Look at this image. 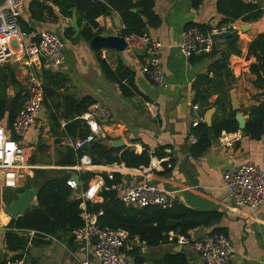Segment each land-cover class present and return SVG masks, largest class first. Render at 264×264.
Instances as JSON below:
<instances>
[{"label": "crops", "instance_id": "obj_1", "mask_svg": "<svg viewBox=\"0 0 264 264\" xmlns=\"http://www.w3.org/2000/svg\"><path fill=\"white\" fill-rule=\"evenodd\" d=\"M246 1H257L264 10V0ZM3 2L0 0V5ZM215 2L201 0L197 7H193L191 0H154L153 11L160 21L158 25L148 28L147 34L162 43L156 54L164 75V86L152 83L141 71L154 50L149 49L140 36H124L127 43L124 51L95 50L71 27L72 18L76 17L75 9H72L70 16L63 15L53 0H25L20 27L22 30L32 28L58 34L65 43L61 65L49 66L41 59L24 57L15 49L7 62L0 63V68L1 72H9L14 78V83L9 84V96L20 91L24 97L30 71H35L47 88L43 104L45 112L36 118L20 139L27 164L39 168L36 170H42L48 176L68 173L72 176V166L62 161L66 152L73 149V142L81 138V129L87 128L80 117L83 113L76 112L77 103L84 98L100 102L109 109L110 118L105 121L98 139L109 147L121 150H147L150 164L141 168H127L123 163L92 165L90 170L105 172L109 176L119 173L121 179L129 184L146 180L173 194L176 202L191 209L219 212L218 220L211 226L192 229L189 238H202L213 233L214 229H220L235 249L230 264H264V202L254 207L236 206L222 186L223 173L239 163L253 162L264 170V132L258 139L244 135L240 130L222 132L218 137L211 133L209 147L202 151L198 143L192 142L193 137L199 141V135L192 126L197 113L204 117L200 124L208 126L209 121L211 125L216 117L225 115L229 110L235 112V118L238 112L246 123L248 115L245 110L264 103V89L254 86L255 76L250 73V61L246 59L250 42L264 32V13L257 21L244 22L249 26H244V29L238 27L239 30L235 32L240 54H231L228 58V68L234 80L227 99L219 89L210 86V81L218 80L217 74L210 69L217 56L211 57L209 53L185 57L177 47L181 33L188 24H208L213 28L212 33L215 30L223 31L222 28L228 24L216 28L221 16L216 11ZM96 22L101 29L98 34L123 36V25L117 12L100 16ZM69 28L71 31H68ZM225 43V39H215V49H223ZM100 58L105 59L113 69L121 64L134 72L135 89L132 95H123L119 86L106 78ZM199 76L206 78L197 81ZM232 93L238 111L233 108ZM218 97L223 102V109L217 102ZM146 102L154 104V113L148 111ZM194 104L199 105L197 113L192 109ZM50 112L56 121L50 118ZM0 124L8 126L7 117ZM236 134L239 138L233 140ZM222 137L230 139L231 145H223ZM119 139L124 146H112L111 143ZM157 153L164 156L158 157ZM170 160L172 164L168 166L171 168L164 172L163 163ZM78 186L81 188L82 184ZM83 190L77 188L73 197L77 199ZM94 201H101V198L98 196ZM0 214V264H3L15 252L9 250L6 244L10 218L3 210H0ZM38 238H32L27 245V264H81L85 258L94 263L92 248L83 243L60 235L52 239ZM136 247L134 254H127L132 264L135 256L143 259L139 264H153V260L170 253L185 254L187 264H203L197 254L187 247L179 250L180 246L174 241L155 247L139 243Z\"/></svg>", "mask_w": 264, "mask_h": 264}, {"label": "trees", "instance_id": "obj_2", "mask_svg": "<svg viewBox=\"0 0 264 264\" xmlns=\"http://www.w3.org/2000/svg\"><path fill=\"white\" fill-rule=\"evenodd\" d=\"M63 15L70 16L72 9L76 11L77 25L80 28L79 36L89 41L94 35L100 33V28L96 19L100 16L115 11L119 14L123 28L122 35L141 36L147 34L148 28L159 24V18L153 11L154 0H53ZM201 0H191L193 7H197ZM215 8L221 19L216 26L227 25L234 21L253 22L257 21L264 13L261 4L257 1L246 0H216ZM132 9H135L133 11ZM33 17V13H32ZM197 27L201 32L212 31L208 24H188L186 27ZM32 28L23 29L30 31ZM68 31H71L69 28ZM238 35L236 33L225 38V47L215 49L211 57L217 58L210 65V69L217 74L218 80L210 81V86L219 89L222 96L227 99L228 92L234 80L233 74L228 68V58L231 54L239 55L237 48ZM246 59L250 61L249 71L255 76L254 86L258 89H264V32L259 33L249 44ZM101 69L108 80L116 83L123 95H132L134 93L133 76L134 72L123 65H118L113 69L105 59L100 58ZM206 78L199 76L197 81ZM14 83L13 75L9 72H1L0 68V123L7 117L8 122L16 116L23 99L20 91L8 95L9 84ZM44 101L48 93L45 83H43ZM217 102L223 109L221 98ZM229 102V101H228ZM92 102L88 99H81L76 106L77 114L83 113ZM248 115L245 123L244 132L251 138L258 139L264 132V103L251 106L245 110ZM50 118L56 121V117L50 112ZM78 123V121H75ZM74 123V124H75ZM68 127H71V125ZM88 128V127H87ZM82 128L79 137H85L89 129ZM199 135L197 139L200 151L205 150L210 144V134L215 137L222 132H236L239 130L238 122L235 118V112L229 110L225 115L216 117L211 125L199 123L194 127ZM82 154H87L93 165H108L113 163H123L127 168L147 167L150 164V154L147 150L134 152L129 149H117L109 147L102 143V139H96L84 147L74 150L69 149L62 163L73 166L77 163ZM158 157H163V153H157ZM172 164V160L163 163L164 172H167ZM81 188L85 189L88 181L99 175L104 180V186L98 196L101 201H86L82 205L79 198H74V190L67 184L71 173L62 176H48L42 170H36V176L44 177L40 184L35 203L22 215L11 218L6 232V244L9 250L17 252L27 244V237L19 235L17 232L33 230L51 236H67L74 239L71 235L73 229L83 225L81 213L83 209L99 213L97 222L101 227L111 229L125 230L130 237L136 236L140 243L149 247H155L159 244L170 242L169 234L171 232L180 233L189 237L192 229L198 227L211 226L219 219L220 214L216 211H200L191 209L181 203L175 202L171 207L145 206L134 208L124 205L117 196L113 186L119 182L122 175L114 173L111 177L105 172H96L93 170L76 171ZM80 186L78 189L81 190ZM22 191V190H20ZM2 196L6 203L12 196V191L4 189ZM1 215V214H0ZM17 231V232H16ZM222 230L214 229L213 233H221ZM38 239H42L41 236ZM34 237V238H35ZM131 254H134V251ZM130 254V252H129ZM134 264H139L142 258L135 256ZM153 264H187V259L183 253H170L159 259L153 260Z\"/></svg>", "mask_w": 264, "mask_h": 264}, {"label": "built area", "instance_id": "obj_3", "mask_svg": "<svg viewBox=\"0 0 264 264\" xmlns=\"http://www.w3.org/2000/svg\"><path fill=\"white\" fill-rule=\"evenodd\" d=\"M24 2L25 0H4L0 5V63L7 62L17 49L24 57L41 59L52 67L61 65L65 43L58 34L47 30L23 31L21 29L20 17ZM222 29L234 32L239 30L236 21ZM218 31L215 30L213 33ZM140 38L149 49L154 50L149 61L142 66L141 71L152 83L164 86L160 59L156 54L162 43L153 40L148 34H143ZM214 43L212 32L203 33L197 27L190 26L183 29L177 47L185 57H191L211 53ZM25 90L21 106L14 119L6 127L0 124V182L7 189H24L21 186L24 183L27 184L34 176V171L39 169L26 163L25 150L20 145V139L29 126L35 122L36 115L43 106V83L35 71L28 72ZM145 104L148 111L154 113V104L151 102ZM192 109L197 113L199 105L194 104ZM80 117L88 127L89 133L73 142L74 150L98 139L105 121L110 118V111L104 104L94 101L88 105ZM203 120V115L197 113L192 126H197ZM238 138L239 136L236 134L233 140ZM220 140L225 146H230L232 143L227 137H222ZM192 142L196 143L197 137H193ZM92 165L89 156L82 154L71 169L72 171H84V168L91 169ZM67 184L74 191L78 188L71 177L68 178ZM103 186V178L94 176L77 198L81 199L82 205L86 201H94ZM222 186L227 190L236 206L254 207L264 202V170L253 162H242L232 169L226 170L222 176ZM113 188L124 205L138 209L149 205L171 207L176 202L173 194L163 191L146 180L129 184L121 179ZM98 214L83 209L81 213L83 225L71 231L74 240L92 248L93 264H132L127 254L140 243L138 238L130 237L122 229L99 226ZM17 233L27 237V244L14 255L7 257L3 264H27L26 248L30 240L35 236L48 239L54 237L33 230ZM169 239L181 247L189 248L201 258L203 264H230L235 255L232 242L223 233L215 232L202 238L191 239L183 234L171 232ZM81 264H91V262L85 258Z\"/></svg>", "mask_w": 264, "mask_h": 264}, {"label": "water", "instance_id": "obj_4", "mask_svg": "<svg viewBox=\"0 0 264 264\" xmlns=\"http://www.w3.org/2000/svg\"><path fill=\"white\" fill-rule=\"evenodd\" d=\"M132 10L135 11V9ZM237 25L240 29H244V26H249L247 23H244L242 21H237ZM71 27L74 30V32L78 35L80 29L77 26L75 16H73L72 18ZM234 33H235L234 31H230V30L218 31L212 33V37L214 39H225ZM89 45L95 50L106 49V50L124 51L127 46V43L124 36H120L116 34H110V35L96 34L89 40ZM259 94L263 95V93H259ZM231 101L234 110L238 111V105L236 103L233 93L231 94ZM44 112H45V107L42 106L39 109L36 117L40 118ZM236 119L238 122L239 130L242 131L243 134L245 135L244 132L245 121L242 118V116L238 114V112L236 114ZM208 124L210 125V121L208 122ZM111 144L114 147L124 146V142L121 139L115 140ZM84 170H90V169L84 168ZM71 178L76 182L77 185H79V180L76 171H73ZM43 180L44 177L34 175L26 185H24L25 184L24 183L21 186L24 187L22 191H15L12 193L11 199L3 207V212L6 213L10 219L22 215L26 210H28L30 207L34 205L32 203L35 201L38 188ZM180 249L181 246L179 247V250Z\"/></svg>", "mask_w": 264, "mask_h": 264}, {"label": "rangeland", "instance_id": "obj_5", "mask_svg": "<svg viewBox=\"0 0 264 264\" xmlns=\"http://www.w3.org/2000/svg\"><path fill=\"white\" fill-rule=\"evenodd\" d=\"M4 189L6 188H4L3 184L0 182V210H3V207L6 205V202L4 201V198L2 196ZM13 190L15 189H9L10 192ZM32 204H34V202Z\"/></svg>", "mask_w": 264, "mask_h": 264}, {"label": "flooded vegetation", "instance_id": "obj_6", "mask_svg": "<svg viewBox=\"0 0 264 264\" xmlns=\"http://www.w3.org/2000/svg\"><path fill=\"white\" fill-rule=\"evenodd\" d=\"M15 191H19V190H13L12 193L15 192Z\"/></svg>", "mask_w": 264, "mask_h": 264}]
</instances>
